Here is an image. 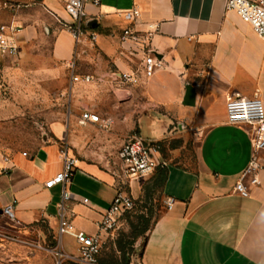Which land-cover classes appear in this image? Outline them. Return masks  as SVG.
Instances as JSON below:
<instances>
[{"label": "crops", "instance_id": "0c3cea01", "mask_svg": "<svg viewBox=\"0 0 264 264\" xmlns=\"http://www.w3.org/2000/svg\"><path fill=\"white\" fill-rule=\"evenodd\" d=\"M65 4L0 0V25L20 28L18 54L0 59L49 60L56 69L68 66L72 77H90L73 80L70 97L102 121L84 124L80 116V123L89 130L110 127V136L120 140L135 129L162 145L157 157L168 164L162 192L173 202L149 229L139 263L264 264V172L249 196L235 192L252 159V129L228 123L226 112L233 97L257 94L264 102V39L226 9V0H100L86 2V34L76 41L66 28L72 19ZM135 7L137 27L157 26L150 47L162 67L150 76L143 72V52L120 39L129 25L124 12ZM134 71L140 73L137 84L116 80ZM80 127L72 118L58 119L50 127L54 142L0 159V206L16 200L20 223L44 221L58 236L63 186L49 187L47 181L63 169V143L71 146L70 155L80 151ZM187 146L194 167L182 161ZM104 164L103 158H78L67 186L68 216L76 230L91 235L122 182L120 165L110 172ZM142 178L127 182L132 193ZM61 245L69 252L77 247L71 235Z\"/></svg>", "mask_w": 264, "mask_h": 264}, {"label": "rangeland", "instance_id": "374dc122", "mask_svg": "<svg viewBox=\"0 0 264 264\" xmlns=\"http://www.w3.org/2000/svg\"><path fill=\"white\" fill-rule=\"evenodd\" d=\"M55 67L49 60L12 62L0 59V159L18 152L33 153L45 143L54 142L56 138L51 132V124L58 119L66 122L72 118L82 130L78 134L81 148L80 151L76 149L74 157L103 158L106 164L101 165L102 168L117 171L121 144L138 136V133L133 129L124 133L123 140H120V137L110 136V127L89 130L80 123L81 113L86 108L71 100L73 72L68 66ZM79 93L84 94V90ZM63 146L68 150L71 147L68 142ZM185 153L187 158H182L183 163L194 167V156L189 147ZM157 182L156 170L140 179L134 193L126 185L134 199V207L122 216L119 226L109 235L100 256L101 264H140L139 255L145 237L167 206ZM134 235L138 237L124 255L118 248V242L127 244ZM57 249L64 250L59 236L46 222L22 224L6 216L0 206V264H58ZM66 252L79 255L77 247L74 252ZM61 264L80 263L64 258Z\"/></svg>", "mask_w": 264, "mask_h": 264}, {"label": "built area", "instance_id": "2783aa9c", "mask_svg": "<svg viewBox=\"0 0 264 264\" xmlns=\"http://www.w3.org/2000/svg\"><path fill=\"white\" fill-rule=\"evenodd\" d=\"M86 2L100 4V0H66L65 9L72 19L66 28L76 41L86 34L85 26L88 19L85 10ZM226 9L236 11L264 39V0H226ZM139 15L140 11L136 7L124 12V17L129 21V25L122 29L120 39L122 43L128 44L133 51L143 52V72L150 76L162 67V60L153 54L150 47L151 38L157 30V26L150 25L148 29L137 27L136 18ZM19 31L20 28L12 24L3 23L0 25V56L13 57L18 54L15 35ZM91 39L96 40V34L92 33ZM81 79L89 81L90 77L80 78L78 75H73L74 81ZM116 80L124 84L135 85L140 80V73L139 71L121 72L117 75ZM226 112L228 123L242 124L252 129V159L234 188L235 192L247 197L250 195L252 187L261 184L260 174L264 172V102L257 94L253 97H233L226 102ZM81 121L84 124L88 122L99 124L102 119L99 114L91 110H84ZM160 149L161 145L158 142H147L137 135L120 146L118 158L122 182L110 206L98 221V232L92 235L76 230L66 211L67 186L72 181L78 159L69 154L67 146L60 149L64 159L63 169L47 181V186L52 187L58 184L63 186L62 201L58 207L59 242L61 243L64 235L73 236L79 255L57 249L55 254L58 264H61L64 258H69L80 264H101L100 256L108 243L109 235L119 226L122 216L134 207V199L126 190L127 182L134 178L148 176L160 166L167 167L168 164L157 157ZM172 202V199L167 200V206L171 207ZM15 205L16 200H13L2 207L3 213L16 219Z\"/></svg>", "mask_w": 264, "mask_h": 264}, {"label": "trees", "instance_id": "16d2710c", "mask_svg": "<svg viewBox=\"0 0 264 264\" xmlns=\"http://www.w3.org/2000/svg\"><path fill=\"white\" fill-rule=\"evenodd\" d=\"M158 173V182L157 184L162 188L168 175V167H158L157 168ZM138 237V235H134L133 239L129 241L127 244H123L122 242H118V248L119 250L125 255L126 252L133 247L135 239Z\"/></svg>", "mask_w": 264, "mask_h": 264}]
</instances>
